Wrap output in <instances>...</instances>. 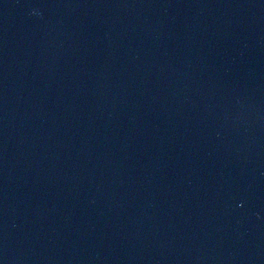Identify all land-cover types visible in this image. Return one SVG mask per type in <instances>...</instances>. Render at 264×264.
Returning a JSON list of instances; mask_svg holds the SVG:
<instances>
[{
    "label": "water",
    "instance_id": "1",
    "mask_svg": "<svg viewBox=\"0 0 264 264\" xmlns=\"http://www.w3.org/2000/svg\"><path fill=\"white\" fill-rule=\"evenodd\" d=\"M0 264H264V0H0Z\"/></svg>",
    "mask_w": 264,
    "mask_h": 264
}]
</instances>
